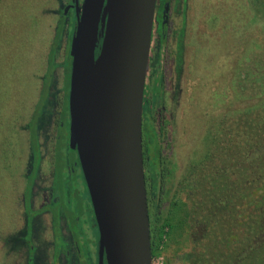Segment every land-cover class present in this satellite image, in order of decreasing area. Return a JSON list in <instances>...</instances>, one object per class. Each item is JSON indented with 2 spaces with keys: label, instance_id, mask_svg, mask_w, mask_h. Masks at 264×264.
<instances>
[{
  "label": "rangeland",
  "instance_id": "1",
  "mask_svg": "<svg viewBox=\"0 0 264 264\" xmlns=\"http://www.w3.org/2000/svg\"><path fill=\"white\" fill-rule=\"evenodd\" d=\"M66 1L0 0V264H23V247H15V238L12 242L5 238L11 239L18 235L23 226L24 176L27 172L28 179L37 158L36 149L30 147V130L27 128L43 88V75L56 35L57 16L64 7L62 3ZM181 1H174L171 7L170 15L174 25H171L165 45L176 58L178 46V58L184 66L182 85L185 91L182 101L187 104V109L191 104L196 106L197 111L199 157L207 146L203 137L212 119H228L227 114L233 108H243L258 100L254 95L261 88L259 79L264 77V0H189V10L186 11L182 10L186 0ZM70 19L73 22L74 14ZM181 20L185 34L184 46L178 44L177 38ZM182 34L181 29L180 37ZM66 44L65 37L58 46V66L54 69L51 93L39 120V142L45 157L40 176L47 178V181L38 180L39 186L51 182L48 176L51 166L47 161H54L55 141L51 136L54 134V121L61 110L60 103L64 94L62 62L65 60L63 49ZM70 44L71 39L67 46L68 55ZM252 59L262 60L263 63H258L259 68L255 67L251 63ZM170 62L169 67L174 69L173 59ZM194 85L197 87L196 96L191 92ZM9 122L11 131H7ZM8 133L10 136L7 139L5 137ZM64 146L60 178L55 170L49 189L51 196L45 206L56 217L62 214V206H59L63 200L61 185L69 175L66 157L70 154V148L67 139ZM36 200L38 208L44 198L42 200L38 195ZM203 209H197L195 216ZM180 215L182 212L173 217L176 222ZM49 216H42L43 223L48 221L49 225ZM59 222L62 223V219ZM199 228L204 232L202 226ZM185 231L186 227L178 231L182 234L178 235V240L182 242L164 248L153 259V264H188L187 258L192 250L200 254L210 251L207 244L204 247L193 245Z\"/></svg>",
  "mask_w": 264,
  "mask_h": 264
},
{
  "label": "water",
  "instance_id": "2",
  "mask_svg": "<svg viewBox=\"0 0 264 264\" xmlns=\"http://www.w3.org/2000/svg\"><path fill=\"white\" fill-rule=\"evenodd\" d=\"M157 1L75 0L69 143L99 227V264H153L143 107Z\"/></svg>",
  "mask_w": 264,
  "mask_h": 264
},
{
  "label": "flooded vegetation",
  "instance_id": "3",
  "mask_svg": "<svg viewBox=\"0 0 264 264\" xmlns=\"http://www.w3.org/2000/svg\"><path fill=\"white\" fill-rule=\"evenodd\" d=\"M82 1L79 0L80 5ZM174 1L177 0L157 1L144 96L143 161L150 221L156 217L175 216L179 212H182V216L190 213V217L196 214L197 111L196 106L193 107L191 104L187 109V104L182 101L183 91H185L182 85L184 66L178 58V46L176 58L174 54L172 56L169 53L168 46L165 45L172 29L171 25H174L170 15ZM188 2L189 0H186L185 7L182 6L183 11L189 10ZM62 7L63 13L68 16L69 20L72 14L76 18L75 0H67L62 3ZM67 7L69 10L65 12ZM183 16L185 18L184 13ZM181 29L183 34L180 37ZM177 35L178 44L182 43L184 46L185 34L182 20L177 29ZM172 59L175 64L174 69L169 67ZM191 92L196 96V85ZM60 113L61 110L54 121L55 130L51 136L55 141V146L59 138V124L67 126V121L66 123L60 122ZM65 117L69 119L66 134L70 154L66 157V163H68L70 176L68 175V179L64 182L63 201L59 204L60 207L62 206L60 209L62 214L56 217L45 207L51 196L49 189L55 171V148L54 161H47L51 166V172L48 174L51 182L48 185H38V180L47 181L46 177L40 176L42 160L45 159L41 147L40 163L35 172L34 186L29 198L23 194V226L18 233L19 236L14 235L11 239L5 238L6 241L11 242L15 238V247H23V258L21 259L23 264H99L100 232L78 150L70 147L69 109ZM206 133L207 131L203 137L204 141ZM45 137L48 138V136ZM46 150L49 152V148ZM37 192L42 200L44 198L38 208L36 207ZM65 200L68 205L64 202ZM44 214L50 215L49 225L48 221L46 224L42 221ZM57 218L58 222H56ZM61 219L62 223L59 222ZM104 264H107L106 259Z\"/></svg>",
  "mask_w": 264,
  "mask_h": 264
},
{
  "label": "trees",
  "instance_id": "4",
  "mask_svg": "<svg viewBox=\"0 0 264 264\" xmlns=\"http://www.w3.org/2000/svg\"><path fill=\"white\" fill-rule=\"evenodd\" d=\"M57 17L56 35L43 75V88L36 104L37 109L27 128L30 130V147L37 152L31 175L29 173L27 179L26 172L24 176L26 187L24 185L23 194L28 198L41 157L39 120L51 93L54 69L58 66V46L65 37L67 44L63 49L65 60L62 62L65 86L60 122L67 121V126L59 124V138L54 146L58 178L63 163L65 140L68 139L66 132L69 119L65 116L69 109L72 57L67 54V46L75 31L76 18L71 22L63 9ZM254 60H257L256 64H260L264 59H252L251 63L258 67L259 64L256 65ZM255 74L259 75L258 72ZM259 83L261 88L254 95L258 98L256 103L233 108L227 114L228 119L221 117L210 122L204 141L207 146L198 157L196 211L204 207L203 211L193 217L189 216L190 213L187 216L180 215L177 222L173 218L175 216L170 215L150 221L153 258L161 254L164 248H170L173 243L180 244L182 240H178V237L182 234L178 231L186 227V235L193 245L207 244L210 247V251L205 254L193 253L192 250L187 258L188 264H264V77L259 79ZM11 130L9 122L7 131ZM9 136L10 133L5 138L8 139ZM64 189L63 182L61 190ZM200 226L204 228V232Z\"/></svg>",
  "mask_w": 264,
  "mask_h": 264
}]
</instances>
